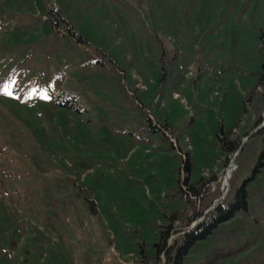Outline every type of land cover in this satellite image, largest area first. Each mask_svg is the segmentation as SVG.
Listing matches in <instances>:
<instances>
[{
  "label": "rangeland",
  "instance_id": "374dc122",
  "mask_svg": "<svg viewBox=\"0 0 264 264\" xmlns=\"http://www.w3.org/2000/svg\"><path fill=\"white\" fill-rule=\"evenodd\" d=\"M263 130L264 0H0V264H156L242 185L185 264H264Z\"/></svg>",
  "mask_w": 264,
  "mask_h": 264
},
{
  "label": "trees",
  "instance_id": "16d2710c",
  "mask_svg": "<svg viewBox=\"0 0 264 264\" xmlns=\"http://www.w3.org/2000/svg\"><path fill=\"white\" fill-rule=\"evenodd\" d=\"M262 133L264 140V130ZM221 142L224 148H228L229 150L232 148V142L226 144L223 138H221ZM260 159H264V151ZM261 164L264 165V162H260L256 166L255 171H259L257 167ZM232 192L231 189L224 201L212 210L211 213L209 212L197 227L191 230H179L174 227L173 224H170L162 229L159 233L158 241L154 244L156 264L161 260L163 254L166 256L167 264H185V258L199 240L206 238L211 234L214 228L234 217L237 211L246 209L248 193L244 185L238 188L234 193ZM178 232L183 233L178 235L170 244L171 235Z\"/></svg>",
  "mask_w": 264,
  "mask_h": 264
},
{
  "label": "bare ground",
  "instance_id": "6f19581e",
  "mask_svg": "<svg viewBox=\"0 0 264 264\" xmlns=\"http://www.w3.org/2000/svg\"><path fill=\"white\" fill-rule=\"evenodd\" d=\"M234 168H235V165L232 164V163L229 164V165L226 167V169H225L224 172H223V179H224V181H226V182L229 181V179H230V177H231V174H232Z\"/></svg>",
  "mask_w": 264,
  "mask_h": 264
},
{
  "label": "water",
  "instance_id": "95a60500",
  "mask_svg": "<svg viewBox=\"0 0 264 264\" xmlns=\"http://www.w3.org/2000/svg\"><path fill=\"white\" fill-rule=\"evenodd\" d=\"M259 128H261V127H259ZM228 192V191H227ZM226 192V193H227ZM174 237V236H173ZM162 264H166V260H165V256H164V258H163V260H162Z\"/></svg>",
  "mask_w": 264,
  "mask_h": 264
}]
</instances>
